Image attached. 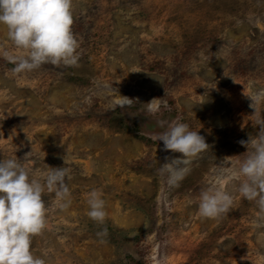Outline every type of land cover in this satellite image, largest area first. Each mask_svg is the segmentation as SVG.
Segmentation results:
<instances>
[{
	"label": "rangeland",
	"instance_id": "obj_1",
	"mask_svg": "<svg viewBox=\"0 0 264 264\" xmlns=\"http://www.w3.org/2000/svg\"><path fill=\"white\" fill-rule=\"evenodd\" d=\"M71 10L75 66L16 74L0 57V158L71 173L67 209L42 193L33 254L45 264H264V227L236 181L225 184L228 213L206 218L197 207L211 169L242 159L239 141L264 118V101L254 112L246 95L264 89V0H71ZM119 95L130 103L109 109ZM177 120L208 147L171 187L158 169L181 154L152 137ZM91 190L105 202L103 224L86 214Z\"/></svg>",
	"mask_w": 264,
	"mask_h": 264
},
{
	"label": "clouds",
	"instance_id": "obj_2",
	"mask_svg": "<svg viewBox=\"0 0 264 264\" xmlns=\"http://www.w3.org/2000/svg\"><path fill=\"white\" fill-rule=\"evenodd\" d=\"M73 15L71 0H0V26L10 43L0 45V57L13 65L11 71L19 74L39 68L42 64L75 66L78 63V41L71 25ZM138 71V70H133ZM251 107L264 101V89L246 93ZM146 104V111L155 114L160 103ZM129 97L119 95L109 104V109L124 107ZM166 107V104H165ZM163 125L164 121H158ZM257 133L239 143L246 146L242 159L223 158L210 171L206 186L200 191L197 207L201 217L218 218L232 207L233 195L226 190L227 181H236L234 189L240 196L253 202L257 208L256 225L264 227V118L256 120ZM163 142V149L181 155L159 166L166 183L175 187L190 171L193 157L201 154L208 144L196 130L179 120L168 124L165 130L152 137ZM15 156L0 158V264H45L42 256L33 254L32 237L45 227V202L42 193H54L60 210L68 208L71 179L68 167H50L37 174L30 165ZM87 216L103 224L106 216L105 202L96 190L87 195ZM106 235V229L97 232Z\"/></svg>",
	"mask_w": 264,
	"mask_h": 264
}]
</instances>
